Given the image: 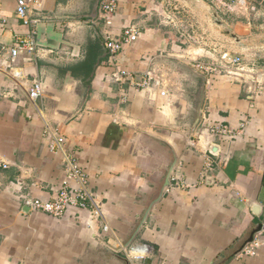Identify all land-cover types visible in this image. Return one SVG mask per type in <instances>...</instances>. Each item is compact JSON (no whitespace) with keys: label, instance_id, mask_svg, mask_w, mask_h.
Instances as JSON below:
<instances>
[{"label":"crops","instance_id":"obj_1","mask_svg":"<svg viewBox=\"0 0 264 264\" xmlns=\"http://www.w3.org/2000/svg\"><path fill=\"white\" fill-rule=\"evenodd\" d=\"M26 1L35 51L12 59L31 28L0 0V264H126L136 244L153 249L141 264H264V79L253 93L193 66L228 54L264 73V0L227 13L212 0H114L92 25L96 0ZM93 25L103 44L127 28L137 39L110 58ZM121 70L153 81L117 82ZM72 165L84 180L68 178ZM64 181L89 208L54 218L27 204ZM256 229L255 256L230 257Z\"/></svg>","mask_w":264,"mask_h":264},{"label":"built area","instance_id":"obj_2","mask_svg":"<svg viewBox=\"0 0 264 264\" xmlns=\"http://www.w3.org/2000/svg\"><path fill=\"white\" fill-rule=\"evenodd\" d=\"M214 5L223 13L234 11L235 7L240 5L241 0H212ZM99 9L104 14L112 13L116 9L114 0H101L99 3ZM15 14L17 18L26 27L31 28L29 36L26 39L17 38L15 41V47L11 49L10 56L12 59L16 58L20 51H26L28 54H32L35 51V40L33 36L35 34L34 26L37 24V20H33L28 14V3L26 0H16ZM137 39V32L134 29L127 28L123 31L120 39L112 40L106 37L104 40L105 48L108 50L110 58L115 57L125 44L133 42ZM1 59V55H0ZM194 68L201 73L215 74L220 73L226 77H230L242 85H246L253 93L258 92L261 84L263 83L264 73H261L256 67L245 65L241 56H230L224 54L222 60L218 64H204L201 62H194ZM113 78L120 83H124L130 80L132 84L141 88L148 89L153 77L150 73H145L135 80V77L130 75L125 70L113 73ZM42 93V84L36 80L33 82L32 87L29 90V98L32 100L37 99ZM165 92H160V95L164 96ZM243 124L240 128L243 129ZM226 128H217L212 126L210 128L211 133H226ZM211 161L207 162L205 167L211 168ZM76 177L84 180L83 173L76 166L72 165L68 171V178ZM88 194L85 190H78L70 187L67 181H64L61 186L55 191L54 196L48 200L31 199L27 204L42 213H45L51 217L58 218L63 217L69 208L86 209L90 205L88 203ZM99 213L98 210H94ZM107 227H104L106 230ZM254 241L246 246L243 253L248 256H255L256 246ZM152 247L148 244H136L129 248L124 249V255L131 264H141L152 254Z\"/></svg>","mask_w":264,"mask_h":264},{"label":"water","instance_id":"obj_3","mask_svg":"<svg viewBox=\"0 0 264 264\" xmlns=\"http://www.w3.org/2000/svg\"><path fill=\"white\" fill-rule=\"evenodd\" d=\"M101 0H96L95 2V5H94V13L93 15H90L88 18L89 22L92 23L97 21L98 20V6H99V3H100ZM93 29H94V32L97 34L98 36V39L101 43V46L103 48V51H105V53H108V50L104 47V44H103V40L102 38L99 36V33H98V30L96 29V27H94L93 25ZM226 34H229V35H232V37L236 38L234 34H232L230 31H226ZM173 62V61H172ZM195 72V71H194ZM198 77H200L203 82H205V76L202 75V74H197ZM202 105H203V97H201V99L199 100V103H198V106H197V109H196V112H195V120H194V123H193V128H192V132L196 129V127L198 126V124L201 122V118H202ZM174 163L175 161H173V163H171L170 167L168 168L167 170V175H166V178H165V181H164V186L163 188L167 187L169 185V178H170V174H171V171H172V168L174 166ZM260 232V229H256V230H253L252 233L250 234L249 238L243 243V245L240 247V249L234 253V255L230 256V257H233L235 256L236 254H241L243 249L251 244L253 241H254V237L257 233ZM125 262L126 264H129V262L127 261V259L125 258ZM219 264H222L219 263Z\"/></svg>","mask_w":264,"mask_h":264},{"label":"rangeland","instance_id":"obj_4","mask_svg":"<svg viewBox=\"0 0 264 264\" xmlns=\"http://www.w3.org/2000/svg\"><path fill=\"white\" fill-rule=\"evenodd\" d=\"M217 8V7H216ZM218 10H219V8H217ZM219 11H221V10H219ZM196 71H198V70H196Z\"/></svg>","mask_w":264,"mask_h":264}]
</instances>
